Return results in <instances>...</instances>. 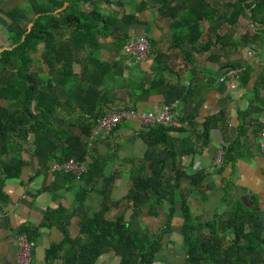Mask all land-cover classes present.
<instances>
[{"label": "crops", "instance_id": "1", "mask_svg": "<svg viewBox=\"0 0 264 264\" xmlns=\"http://www.w3.org/2000/svg\"><path fill=\"white\" fill-rule=\"evenodd\" d=\"M111 1L114 4L102 7L117 19L135 14L137 23L131 26L129 35L153 41V45H149V54L144 62L131 66L123 50L118 55L114 52L110 37H101L100 59L108 64L118 62L122 69L121 75H116L115 80L105 78L111 89L106 85L105 88L98 86L95 89L100 95H86L85 98L82 90L75 87L79 65L74 64L71 82L59 88L61 93L58 100L60 105L55 110L56 124L69 127L74 135L79 133L73 126L79 120V110L76 108L79 100H85L90 104L89 107L93 105V113H110L122 108L155 111L167 104L168 87H177L175 94L184 88L182 99H174L169 103H176L181 118L177 127L180 132H169V136L171 139L187 138L190 142V145L187 143L188 147L182 149L180 146L173 153L176 155L174 166L190 175H202L200 190L195 189L191 194L186 190L188 181L181 182V187L185 188L188 195L192 216L203 220L212 219V215L221 214L218 211L222 214L229 211L236 198L243 201L244 195H248L251 202L250 206L244 203L245 206L251 207L253 200L264 207V150L258 144L264 121V0L258 5L255 0H243L242 13L232 26L227 22L229 9L225 4L238 0H206L216 10L214 21L211 24L201 22L200 38L195 44H186L182 48L174 40V33L169 30L166 20L159 16L154 0ZM143 3L146 6L141 7ZM0 9L3 11L2 3ZM85 9L90 10V7L85 6ZM4 19L0 14L1 47H4L3 42L9 40L8 34L2 36L6 25ZM30 27L31 23H28L27 28ZM83 57L78 55L76 61ZM154 61L157 67L152 70ZM42 65L43 72L39 75L46 78L48 71ZM231 69L241 70L239 78L221 82L220 78ZM0 105L3 106L4 102H0ZM208 119L217 120L206 142L200 138V134ZM132 124H120L105 138L92 142L86 154V163L90 164L93 159L104 162L102 176L85 195L80 208L75 202L76 177L72 174L50 173L48 166L56 160L33 156V136L28 137V143L18 154L22 161L20 175L5 178L1 187L0 213L3 217L0 220V264H21L16 258L14 236L22 226L38 228L30 264H47L46 248L59 242L62 236L54 225L42 226L44 213L58 206L65 208L66 213L71 214L68 226L70 236L76 237L77 221L81 214L90 215L101 206L103 197L100 190L105 177H109V191L103 217L111 219L119 214L124 220L129 219L132 211L126 206L124 197L130 186V176L137 167L146 165L143 155L148 150L139 135L141 131L134 130ZM234 142L238 143L239 158L236 162L214 168L218 150L221 147L227 149ZM166 149L170 168L172 151L170 147ZM10 157L1 160L6 162ZM225 195L226 200L223 201ZM167 208L168 205L158 206L155 215H150L148 209L143 220L155 222L160 217V209L166 212ZM195 209L202 216H198ZM179 211V203H175L174 214L177 213V217ZM151 230L153 232L156 227ZM48 264H62V260L54 259Z\"/></svg>", "mask_w": 264, "mask_h": 264}, {"label": "trees", "instance_id": "2", "mask_svg": "<svg viewBox=\"0 0 264 264\" xmlns=\"http://www.w3.org/2000/svg\"><path fill=\"white\" fill-rule=\"evenodd\" d=\"M242 1L225 4L229 9L227 22L231 26L242 13ZM261 1L255 0V4ZM29 3L33 13L27 21L31 23L29 29L19 23L25 17L22 10L12 8L4 12L0 9L10 41V46L0 51V102H4L3 106L0 105V196L4 179L20 175L22 161L18 154L28 143L30 135L33 136L32 155L37 159L80 161L87 154L85 143L89 130L97 118L107 113H93V105L89 107L85 100H76L79 120L73 126L79 133L74 135L69 127L56 124L59 88L71 82L72 68L76 63L79 75L76 76L78 82L75 87L82 90L85 98L86 95H100L95 89L98 86L106 85L111 89L105 78L115 80L114 77L121 75L122 69L118 62L108 64L100 59L99 39L110 37L114 52L119 54L131 38L129 29L137 23L134 13L123 15L120 19L107 13L102 6L114 4L111 0H29ZM154 4L159 16L166 20L169 30L174 33L179 48L195 44L201 36L200 23L211 24L216 14L213 4L206 0H154ZM85 6L90 10H86ZM144 6L145 3L141 7ZM148 41L149 45H153V41ZM39 48L40 59L48 71L46 78L30 71L33 64L31 54ZM78 55L84 57L76 61ZM152 66L155 70V61ZM168 89L167 104L174 99H182L184 88L176 94L177 87ZM216 120L208 119L203 124L200 138L204 141H208ZM169 132L180 130L156 126L139 132L148 150L143 155L146 165L137 167L130 176V186L124 197L126 206L132 211L128 220L121 215L113 219L103 217L107 207L109 177L104 178L100 190L103 197L101 206L90 215L81 214L76 237L70 236L68 226L71 214L66 213L65 208L58 206L44 213L42 226L54 225L62 236L59 242L46 248L47 264L54 259H61L62 264H98V258L105 253L116 257L117 264H152L155 253L160 249L159 235L149 233L147 229H133L132 221L138 217L141 206H148V213L155 215L157 206L168 205L163 227L166 230L176 202H179L182 212L180 232L184 264H264V251L259 247L264 245V207L253 200L252 206L247 207L240 198H236L229 211L217 219L200 222L193 217L181 182L188 181L186 190L191 194L195 189L200 190L202 175H190L174 166L176 155L173 153L180 146L182 149L188 147L190 142L187 138L171 139ZM237 144L234 142L225 149L223 165L233 164L239 158ZM167 147L172 151L170 168ZM10 155L6 162L1 160ZM103 163L93 159L85 173L76 177L75 202L78 208L102 176ZM225 200L226 195L223 197ZM203 227L207 228L208 234H195ZM219 227L231 231L233 236L229 241L224 243L222 236L217 235ZM16 232L25 233L34 242L38 236L36 227L22 226Z\"/></svg>", "mask_w": 264, "mask_h": 264}, {"label": "built area", "instance_id": "3", "mask_svg": "<svg viewBox=\"0 0 264 264\" xmlns=\"http://www.w3.org/2000/svg\"><path fill=\"white\" fill-rule=\"evenodd\" d=\"M124 54L130 59L131 66H138L144 62L149 54V42L142 36L131 37L124 47ZM241 74V70L231 69L226 72L220 81H236ZM133 123L134 130L142 131L156 126L177 128L180 125L179 113L176 110V103L163 104L155 111H144L141 109H117L96 119L92 124L87 139L86 152L90 149L92 142L108 136L112 130L120 124ZM259 147L264 150V121L259 133ZM225 147H221L214 159V168L223 165ZM86 155L82 160L69 159L64 161H52L49 164L50 173L72 174L79 177L86 171ZM3 215L0 213V220ZM16 258L21 264H30L32 250L35 242L30 240L23 232L16 233L15 236Z\"/></svg>", "mask_w": 264, "mask_h": 264}, {"label": "rangeland", "instance_id": "4", "mask_svg": "<svg viewBox=\"0 0 264 264\" xmlns=\"http://www.w3.org/2000/svg\"><path fill=\"white\" fill-rule=\"evenodd\" d=\"M39 1L41 2L42 0H39ZM0 3H2L4 12H7L12 7H15V8L17 7L18 9L22 10L24 12L25 17L19 23L23 27H28L27 21L33 16L32 15L33 13L30 8L29 0H9V2L6 0H0ZM2 36H5V37L7 36L6 29L2 30ZM110 40H111L110 41L111 43L112 39L110 38ZM9 42H10L9 40L7 43L3 42L2 45L6 47L7 45L10 44ZM4 47L0 46L1 50L4 49ZM123 51H121V53ZM40 54H41V49L39 48L38 51H36L32 55V58L34 59V64H32V66L30 67L31 72L38 73V74L43 72V65L39 59ZM116 54L118 55V53ZM176 203H179V202H176ZM156 208L158 209V206ZM147 210H148V206H141L139 208V212H138L139 215L132 221L131 227L136 230L147 229L149 233L152 232L151 229H155L156 227V230H154L153 232L159 235L158 240L160 242V249L155 253L154 261L152 264H184V249L182 246V235L180 232V221H181V214H182L181 210L179 211L178 217L176 216L177 213L176 214H174L175 212L173 213L170 219V224L166 230H164L163 227H164L165 219L167 218V210L166 212H163L160 209V213H159L160 217H157L156 221L152 223L151 222L148 223L147 221L143 220L144 218H146L144 214ZM174 211H175V203H174ZM195 212L199 214L198 216H202L200 215L199 211H196V209H195ZM219 212L221 214L212 215V218L217 219L220 215L223 216L225 214V213L222 214L221 211H218V213ZM157 213H158V210H157ZM262 213L264 215V208L262 210ZM115 216L117 215H114L111 219H113ZM197 219L200 222L206 221V220H203L201 217ZM139 220L141 222H139ZM153 225L155 226L153 227ZM199 233L208 234V230L206 227H203V229H201L200 231H195V234H199ZM217 235L222 236L224 243L229 241V239L233 236L231 231H224L220 227L218 228ZM259 247L262 251H264V245L261 244ZM98 264H117V258L114 257L110 253H105L100 258V261L98 260Z\"/></svg>", "mask_w": 264, "mask_h": 264}, {"label": "water", "instance_id": "5", "mask_svg": "<svg viewBox=\"0 0 264 264\" xmlns=\"http://www.w3.org/2000/svg\"><path fill=\"white\" fill-rule=\"evenodd\" d=\"M243 198H244V199H243L244 203H245L247 206H250V205H251V202H250V199H249L248 195H244Z\"/></svg>", "mask_w": 264, "mask_h": 264}]
</instances>
